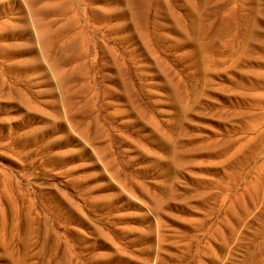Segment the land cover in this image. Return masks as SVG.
Masks as SVG:
<instances>
[{"label":"rangeland","instance_id":"obj_1","mask_svg":"<svg viewBox=\"0 0 264 264\" xmlns=\"http://www.w3.org/2000/svg\"><path fill=\"white\" fill-rule=\"evenodd\" d=\"M0 264H264V0H0Z\"/></svg>","mask_w":264,"mask_h":264}]
</instances>
